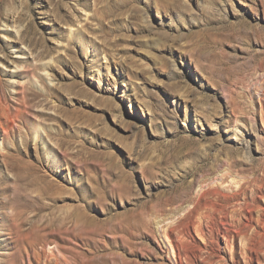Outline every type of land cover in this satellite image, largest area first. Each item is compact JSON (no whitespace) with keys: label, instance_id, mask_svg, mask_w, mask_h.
Returning <instances> with one entry per match:
<instances>
[{"label":"rangeland","instance_id":"374dc122","mask_svg":"<svg viewBox=\"0 0 264 264\" xmlns=\"http://www.w3.org/2000/svg\"><path fill=\"white\" fill-rule=\"evenodd\" d=\"M207 201L264 264V0H0V264H194Z\"/></svg>","mask_w":264,"mask_h":264},{"label":"bare ground","instance_id":"6f19581e","mask_svg":"<svg viewBox=\"0 0 264 264\" xmlns=\"http://www.w3.org/2000/svg\"><path fill=\"white\" fill-rule=\"evenodd\" d=\"M211 192H212L211 188L209 187V189L206 191V194H209ZM204 212H205L204 213V220L206 223L204 226H199L196 228V231L200 234L199 235L197 233V235L199 237L202 236L204 239V241H203L204 246L201 245V243H199L197 241V238L194 235L193 236L194 240L198 244L197 246L199 248L198 253L195 255L194 264H200V263L212 264V260L210 258V255L213 254V252L216 249V240L222 238L225 241L226 247L224 248V251L227 252V251L232 250V247L230 244L233 242V240H235L236 237L241 236V234H242V229L238 228V223H237V220L235 219L236 218L235 215H238L237 214L238 212H235L232 214L228 213L225 210V207L219 206V205H214L212 202L206 203ZM193 226L195 227L194 223H193ZM202 237H200V238H202ZM217 246H218V244H217ZM255 246L253 247V249L255 248ZM261 247H263V246L260 244V247L258 249L259 250L262 249ZM254 250H253V252H254ZM259 250H255V255H256L255 259H257V260H259V252H260ZM203 253L206 254L205 258H203V255H202ZM213 255H215V254H213ZM188 262L191 263V259H190V261L188 260ZM232 264H233V262H232Z\"/></svg>","mask_w":264,"mask_h":264}]
</instances>
